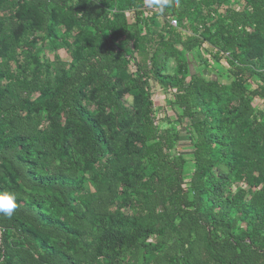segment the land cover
<instances>
[{
	"label": "trees",
	"instance_id": "16d2710c",
	"mask_svg": "<svg viewBox=\"0 0 264 264\" xmlns=\"http://www.w3.org/2000/svg\"><path fill=\"white\" fill-rule=\"evenodd\" d=\"M2 1L0 192L18 206L0 215V264H264V112L253 106L264 104V0L219 14L224 0H170L163 11L150 0ZM16 15L46 37L61 20L87 40L72 73L41 82L11 72ZM151 80L170 92L168 126ZM88 87L101 116L87 108ZM41 109L63 118L44 128Z\"/></svg>",
	"mask_w": 264,
	"mask_h": 264
},
{
	"label": "rangeland",
	"instance_id": "374dc122",
	"mask_svg": "<svg viewBox=\"0 0 264 264\" xmlns=\"http://www.w3.org/2000/svg\"><path fill=\"white\" fill-rule=\"evenodd\" d=\"M4 4L3 1L0 0V10L3 8ZM245 6V3L242 0H230L225 1L222 3L220 7H214V10H217V13H223L226 9H232L237 12L241 11ZM16 7L14 12H17ZM3 11H0V16H2ZM147 14H150V11H146ZM214 16V15H212ZM145 17V14H144ZM143 16L140 18L145 19ZM134 16H129L128 22L132 26L135 24ZM14 20L18 23L20 28L16 31L13 35L15 39V57L13 59H9L8 65L10 67L11 72L19 78H28L30 79L34 75H38L41 82L46 80H56L57 78H63L68 76L70 73L73 72V69L77 63V59L84 53L83 49L86 46V39H79L78 38V31L75 29H71L66 26L61 20L55 26L54 32L50 37H46L43 33L39 32L37 29L31 26V21L29 20H21L17 15L14 16ZM171 21V19H170ZM143 25V24H142ZM140 25L142 32L146 31V28ZM152 27L151 35L158 39L157 34L163 33V30H160L164 27V20L161 17H157L154 21ZM181 29L177 23L176 29ZM62 35H67V41L72 46L71 49H67V47L63 46L62 43ZM167 37V35H166ZM10 44L7 43V40H2L0 37V56L4 58H0V62L5 61L8 59ZM180 49V47H177ZM205 51L208 54H213V50L208 45L204 44ZM129 50V47L127 48ZM199 53L201 59H204V53ZM194 61H192V66H200L198 69L203 70L201 65V59L195 57L193 54ZM191 56V55H190ZM225 56V55H224ZM180 63V59L178 56H170L166 63L165 68V75L168 76H175L176 68ZM227 67L226 61L224 58L220 59V69L225 70ZM129 73H131L134 68L132 64L128 66ZM193 71V69H192ZM204 71V70H203ZM215 72V71H214ZM213 70L206 73L204 71V77L206 79L215 78V74H212ZM122 75H119L118 78H121L122 81L125 82L126 80L122 78ZM151 91L153 93V102L154 107L157 113L158 120L161 123V126H168L169 123L175 120V115L170 107L167 105L166 101L171 98L170 92L161 88L155 81H150ZM88 98L89 101L87 102V108L93 111L97 116L102 115V109L100 107V103L95 96V94H91V88L88 87ZM38 96L37 93L33 94L29 101H33ZM122 100L124 101L125 105L128 107H133V97L126 87L122 93ZM253 106L255 111H263L264 112V104L262 102H253ZM41 113L43 117H48L43 122V127H47L50 125L52 119L62 120L64 112L62 110H52L51 112L41 109ZM180 151L186 155L190 154V147L188 146V141L182 140L179 146ZM191 163L189 162L186 166L187 170L191 169ZM87 179L89 177L85 174L84 175ZM244 187V186H243ZM125 186L123 185L119 192L124 191ZM233 191L234 188L231 187ZM131 209L122 210V214H131Z\"/></svg>",
	"mask_w": 264,
	"mask_h": 264
},
{
	"label": "clouds",
	"instance_id": "9594fccd",
	"mask_svg": "<svg viewBox=\"0 0 264 264\" xmlns=\"http://www.w3.org/2000/svg\"><path fill=\"white\" fill-rule=\"evenodd\" d=\"M150 5L163 11L170 5V0H150ZM17 195L14 192H0V215L12 217L17 209Z\"/></svg>",
	"mask_w": 264,
	"mask_h": 264
},
{
	"label": "built area",
	"instance_id": "2783aa9c",
	"mask_svg": "<svg viewBox=\"0 0 264 264\" xmlns=\"http://www.w3.org/2000/svg\"><path fill=\"white\" fill-rule=\"evenodd\" d=\"M146 11H147V10H145V12H144L145 16L148 15ZM131 15L134 16V12H129V13H127V18H128L129 16H131ZM169 24H170L172 27H174V28H176V26H177V22H176V20H171V21L169 22Z\"/></svg>",
	"mask_w": 264,
	"mask_h": 264
}]
</instances>
